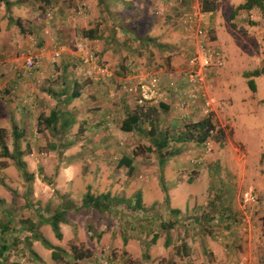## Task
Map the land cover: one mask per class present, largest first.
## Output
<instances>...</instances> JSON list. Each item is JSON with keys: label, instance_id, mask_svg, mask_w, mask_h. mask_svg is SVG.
<instances>
[{"label": "rangeland", "instance_id": "1", "mask_svg": "<svg viewBox=\"0 0 264 264\" xmlns=\"http://www.w3.org/2000/svg\"><path fill=\"white\" fill-rule=\"evenodd\" d=\"M136 1L50 0L45 3L40 0L27 8L40 19L38 23L42 24L44 37L42 48L49 53V58L42 82L24 80L26 88L21 87V92L15 91L18 94L27 91L34 98L42 97L38 99L42 113L34 118L37 129V122H41V133L35 136L29 132L25 135L21 131L23 138L20 146L26 170L33 175L31 183L25 182L11 160L0 158V167L4 165L0 168L3 183L0 185V245L4 242L11 245L5 264H83L72 260V256L87 257V264H264V100L255 102L258 98L256 90H250L255 103L254 131L243 129L240 125L233 126L234 115L220 110L222 120L217 125L225 133L223 145L210 140L208 146H191L185 154L166 158L163 167L159 165V156L147 135V123L142 127L144 132L135 131L118 138L119 121L107 125L101 123L98 134L85 133L88 119L79 113L73 116L68 112L71 126L63 135H57L43 122L57 104V98L60 103L56 107L59 106L60 111L71 102L67 99L73 90L72 79L69 73L58 69L66 55L71 57L81 90L92 87L94 92L105 91L107 104L126 97L132 108L140 107L137 101L143 91L138 77L131 78L132 92L124 93L122 83L119 85L116 79L112 80L120 68L108 66L111 62L104 57V52L101 53L104 47L102 38L97 44L99 50L90 47L84 39L85 31L95 29L99 33L101 28L102 31L120 35L116 37L117 44L130 46L135 41L128 38L134 36L133 30L140 33L150 22H154L155 26L160 22V30L166 28L168 22L163 20L162 8L154 6L152 0L150 4L147 2L149 5L145 2L140 8ZM166 1L180 11L173 20L174 26L182 31L186 26L192 39L198 29L204 30L206 37L203 42L213 49L219 45L212 43L216 40L213 28L216 22L223 39L217 49L222 56L230 44V55L223 56L224 63L227 61L230 64L235 58V62L243 64L249 72L264 67V12L255 8L250 13L239 12L231 17L235 9L232 6L237 1L227 2L229 5H219L218 20H212L207 15L202 17L204 13L200 10L199 0ZM141 9H145L146 14L140 13ZM185 16L190 20H186ZM14 27L15 30L19 28ZM23 27L28 31L26 24ZM118 40L124 41V44ZM46 41L48 45L43 47ZM38 43L35 38L33 45ZM79 44L84 45V54L92 53L98 64L109 70L113 75L110 80L97 82L93 79V69L80 61L79 57L84 54L78 52ZM117 44L113 43L112 48L119 47ZM27 57L36 58L30 53H26L25 59ZM257 83L259 94L261 92L264 96V76ZM62 86L64 89L61 92ZM110 91L113 95L109 94ZM122 93L124 95L121 96ZM61 96H65L63 100ZM13 97L17 94L8 92L4 98L0 93L2 119H7L13 104H20ZM28 102H32L30 97L21 103ZM143 106L156 107L149 102ZM13 125L19 128L18 118L0 123L6 130L5 144L10 151ZM59 126L58 122L57 129ZM164 129L161 128L164 132L168 131ZM105 132L111 134L112 139H117L118 144L95 147L97 139L104 137ZM81 136L88 139L86 145H68L72 138L80 140ZM169 149L162 151L164 156L171 151ZM125 155L131 159L128 167L119 164L120 157ZM172 161L175 162L173 165ZM109 183L112 184L109 193L115 197L111 199L113 205L123 206L119 202L121 199L131 205L135 200V189L140 188L143 209L135 212L133 207L125 206L99 213L95 209L81 208L87 190L93 195L105 194ZM172 185L186 198L190 193L187 202H191L192 197L196 201L195 205L186 208L178 226L167 232L160 227L159 221L168 223L173 219L167 216L163 206ZM63 208L67 209L66 218L60 224L61 238L58 239L50 225L42 221ZM2 224L7 227L5 234L1 233ZM33 235L60 249L59 260L53 261L51 251ZM154 236L155 241L152 240ZM166 242L169 244L166 245ZM182 244L186 245L185 251L181 248ZM213 246L218 255L213 254ZM62 251L68 256H64Z\"/></svg>", "mask_w": 264, "mask_h": 264}, {"label": "crops", "instance_id": "2", "mask_svg": "<svg viewBox=\"0 0 264 264\" xmlns=\"http://www.w3.org/2000/svg\"><path fill=\"white\" fill-rule=\"evenodd\" d=\"M8 1L12 3L9 10H6L3 4L0 6V93L4 96V98L5 93L8 92L17 94V97L13 98H17L18 103L20 104L12 105L10 113H7L6 115L7 119H2L4 116L2 115L3 110H1L0 107V123L5 120L9 121L10 119L15 121V119L18 118L20 131L25 132V135L30 132L36 136L37 133L41 132L37 131L38 129L35 127L36 121L34 118L37 114L42 113V106L38 102V99L42 97L40 96L34 98L32 94L27 91L23 94H18L15 91L19 90V92H21V87L24 89L26 88L24 80H29L31 82V80L36 79L37 81L42 82V78L46 77L45 68L48 65L47 60L49 58V53L45 52V48H42V40H44V37L42 38V24L38 23V20L40 19L35 12H32L31 9L30 12L27 10V8L29 9V7L33 6L34 3L40 0ZM235 1H237V3L232 6L233 9L244 2V0H215V11L212 14L204 13L202 14V17L207 15L208 18L212 20H218L217 14L220 12L219 5ZM145 2L150 4L151 0H137L136 5L141 8V5H144ZM152 3L154 6L163 9V20L164 22H168L166 23V28L160 30V26H158L160 22H158V25L156 26L154 25V22H150L147 28L140 33L137 30L136 31L138 33L133 30L132 34H134V36L132 35L128 38L134 39L135 41L131 42L132 44L130 46L117 44L115 40L116 37L118 38L120 35H114L113 31H103L102 40L104 41V47L101 48V53L103 54L104 52V57L111 62L108 66L120 68V72H115L112 80L116 79L120 85L125 79L138 76L140 79H145L146 75H148L149 77L146 80L147 85L151 83L152 80L157 81L156 90L153 91V95L155 98H159V104L164 105L166 111L164 115L161 114L163 120L160 121V129L165 128L168 130H178L181 129L184 124L195 123L203 119L205 117V101V103L207 102L210 104L209 110L215 123H221V110L224 114L230 112L234 115L236 119L235 122L232 121L233 126L236 127L237 125H240L243 129L254 131L256 129L254 126L255 118L253 115V107L255 103L252 102V93L248 88L249 79L245 77V73H248L249 71L244 69V65L240 62L236 63L234 58L232 63L229 64L226 61L221 68L215 66L212 67L207 74L205 84L201 88L191 91L187 83V72L189 70L188 62L196 48L194 38L192 39L191 34H188L186 26H184L183 31L174 26L173 20L174 18L176 19L180 13L178 7L169 4V1L166 0H152ZM25 10L29 13L27 12V14H25ZM143 12L146 14L145 9L140 10V13ZM120 15L121 17H124L123 13ZM9 18L13 20L12 23L9 22ZM25 18L28 19L26 20ZM21 19L25 21L21 22ZM25 24L28 31L24 30L23 26ZM215 25L216 22H214L213 26L216 40L212 43H218L219 45L215 48L219 49L222 45L221 40L223 39H221L220 29ZM14 26L19 28L15 30ZM38 26H40V28ZM97 34L101 33L99 32ZM35 38L39 41L36 46L33 45V40ZM84 39L89 42L90 47L99 50L97 47L99 39L90 40L86 37H84ZM118 41L121 44H124V41ZM113 43H116L119 47L112 48ZM47 45L48 41L44 43L43 47ZM227 46L226 53L224 54L225 56L230 55V44ZM67 52L71 53L70 51ZM26 53H30L32 56H36V58H38L37 68L39 69L32 77H29L24 71V57ZM234 55H236V53H234ZM70 58L66 55L65 60L63 61L61 67L60 65L58 66V69L63 70V72L66 71L70 74L73 87L72 92L77 91L79 96L73 101L68 102L69 106L65 107L62 111L66 112L65 110H68L67 112L73 116L79 113L80 115H83L84 118H87L88 123L85 133L97 132L98 134L101 127L100 125H102L101 123H103V125H107L119 121L118 138L130 134L120 130V122L127 115V113L134 109L129 105L131 104L130 101L127 100L126 97H121L118 100H113L112 103L107 104L106 102H108V100L104 94L105 91L94 92L92 87L81 90L82 85H80V80H76L75 78L76 73L73 68L74 64ZM229 59L232 60V57L229 56ZM261 78H263V76L252 78L258 95L257 101H255L256 103L264 100V96L261 95V92L259 94L260 88L257 83V81ZM92 84L96 87L95 83ZM27 85L30 84L27 83ZM151 85L154 84L152 83ZM141 87H144L143 84ZM63 89L64 86H62L61 92ZM95 90H99V88H96ZM109 94L113 95V92L110 91ZM120 95L122 96L124 93ZM29 97L32 100L31 103H27L29 105L21 103ZM64 97L65 96H61L60 98L63 100ZM56 100L57 104H59V98ZM66 102L67 101H65V103ZM57 104L55 103L52 110ZM157 105L154 106L157 107ZM0 128L2 127L0 126ZM111 136V134L105 132L104 137L98 138L95 143L96 145L94 146H116L118 141L115 138L112 139ZM87 140L88 139L86 137L82 136L80 137V140L72 138L68 145L72 147L84 146L86 145L85 142ZM191 146L202 145L195 143H186L183 145L175 144V147L180 151L179 155H181V153L185 154L187 152L186 150L190 149ZM123 157L129 158L128 155H125L121 156L120 160ZM169 162L170 161H168V163ZM174 163L175 162L172 161L171 164L173 165ZM111 185L112 184L109 183V188L105 194H109L111 199L114 200L115 197L111 196L109 193ZM137 192L141 194L142 200L143 193L140 188L135 189L133 193L134 198ZM160 195H162V193H160ZM167 196L169 199L170 209L178 210L181 215L186 211V208L195 205L196 201H194V197H192L191 202H187L190 197V193H188L186 198L184 197L185 194L181 195L180 192L178 193L177 190L174 189L173 185L169 188ZM122 201L123 200L121 199V204H124L123 206L119 205L117 207L115 205H110L109 209H122L126 206L127 208L133 207L135 212L136 210L140 211L136 208L135 200L133 203H130L131 205H129L128 202L126 203ZM175 201L179 202L177 203ZM167 216L169 218L171 217L169 214ZM215 249L216 247L213 246V250ZM187 254L189 256L190 252ZM213 254L218 255L219 253L215 250V253ZM92 258L93 256L89 259ZM71 259L75 262L77 261L83 264L88 263V258L83 256H79L78 259L77 256H72Z\"/></svg>", "mask_w": 264, "mask_h": 264}, {"label": "trees", "instance_id": "3", "mask_svg": "<svg viewBox=\"0 0 264 264\" xmlns=\"http://www.w3.org/2000/svg\"><path fill=\"white\" fill-rule=\"evenodd\" d=\"M45 3H49L50 0H41ZM103 0H100V3ZM4 5L6 10L10 9V6L12 5L11 2L8 0H0V6ZM199 6L202 13H209L212 14L215 11V3L213 0H199ZM259 9L261 12H264V0H244V2L240 5H238L234 11L231 14V17H234L239 12H245L250 13L253 9ZM106 13V12H104ZM9 22L12 23V19L9 18ZM19 26V24H18ZM20 27V26H19ZM97 31L95 29H90L88 31H85V37L90 40L95 39H101L103 31L100 28L99 32L101 34H97ZM264 76V67L259 70H254L248 73H245V77L249 79L248 81V87L251 91L255 90L254 82L252 78H257ZM78 92H72L70 96H68V101H72L73 99L77 98ZM67 103V102H66ZM65 103V104H66ZM165 107L162 104H159L157 107H136L123 118V120L120 122V130L125 133H141L144 132V129L142 127L145 123L148 125V131L147 135L151 138L150 142L153 145L154 149L156 150L158 156H159V165L163 167L166 158L173 157L180 154V151L178 148L175 147V144H186L189 142L203 145L208 140H212L220 145H223L225 133L224 130L217 125L212 119L211 113L207 116H205L203 119L195 122V123H188L184 124L181 129L178 130H168L166 132L162 131L160 129V114L165 113ZM69 113L60 111V107H55L53 110H51L50 115L44 119V123L46 127L50 128L54 133L57 135H60V133L63 135L67 129L71 126V123L69 122ZM59 122L60 126L57 129V123ZM38 125V132H41L40 126L41 122H37ZM212 132V134H210ZM11 136H12V150L10 151L8 147L5 144V138H6V130L0 128V158L9 159L13 162L14 167L19 171L22 178L25 180L26 183L30 184L33 180V175L27 172L25 162L23 161L24 153L21 149L20 142L23 138V133L20 131V129L16 126H12L11 129ZM171 151L167 154V156H164L162 151L163 150H170ZM120 166H130L131 159L127 157H123L120 160ZM3 168L4 165H1ZM0 167V168H1ZM41 172V169H40ZM3 183L0 180V185ZM29 190V189H28ZM29 194V192H28ZM135 202H136V208L138 210L143 209L142 207V200H141V194L137 192L135 194ZM121 202V200L119 201ZM163 206L167 210V214H169L173 219H170L168 223L160 222V227L166 230L167 232L170 230H173L175 226H178L177 224L181 222V213L178 210H172L169 206V199L168 196H165V199L163 200ZM110 205H113L111 197L109 194H100V195H93L90 190H87L85 195L82 199L81 208L86 209H95L99 213H103L109 210ZM132 208V207H131ZM133 209V208H132ZM66 211L67 209L63 208L60 211H56L53 215L49 216L47 219H44L42 222L47 223L50 225L51 230L53 231L54 235L60 239L61 238V231H60V224L65 222L66 218ZM159 219V218H158ZM3 224L1 226V233L5 234L7 231ZM34 238L37 241H42V244L46 247V249L51 251V258L53 261H58L59 256L58 252H60V249L55 248L51 244H49L47 241L37 237L36 235H33ZM153 241L156 240V236L152 238ZM169 242H166V245H168ZM181 248L185 251L186 245L182 244ZM11 250V245L4 242L0 245V264H5L7 260V255L9 254ZM64 256H68L64 251H62ZM34 257L38 260V256L34 255ZM79 257H77L78 259Z\"/></svg>", "mask_w": 264, "mask_h": 264}, {"label": "built area", "instance_id": "4", "mask_svg": "<svg viewBox=\"0 0 264 264\" xmlns=\"http://www.w3.org/2000/svg\"><path fill=\"white\" fill-rule=\"evenodd\" d=\"M185 17L186 20L188 21L190 20L189 18H187V16ZM205 37H206V33L202 29H198L194 35L196 48L192 57L188 62L189 70L187 72V83L191 91H195L201 88L205 84L207 74L212 67L215 66L221 68L224 64L223 56L217 49H213L211 47L205 46L203 42V39ZM77 48H78V52L84 54V48H85L84 45L79 44ZM79 58L80 61H82L83 65H87L88 67L93 69L92 76L94 80L105 82L106 80H110L113 77V75L109 72V70L105 69L104 67L98 64L97 58L92 53L84 54ZM24 60H25L24 71L29 77H32L33 74L36 73L38 61L36 58L33 59L31 57H27V59H25L24 57ZM87 74L91 75L90 72H88ZM148 77L149 76L146 75L145 79H140L138 76V80L141 81L139 85L143 84L144 86L141 87L143 91L142 97L137 101L138 105H140L141 107L143 105H146V103L148 102L151 105H155V104H159L160 101L159 98H155L153 95V91L156 90L157 81L152 80V82L147 85L146 80ZM132 81L133 79L131 78L123 80L121 89L124 91V93L132 92V87H133ZM152 83L154 85H151ZM209 108H210V104H208L207 102L204 103L205 116L211 113ZM210 134H212V132ZM209 141L210 140H208L203 145L208 146ZM244 200L245 202H248L247 199ZM249 200H251V197Z\"/></svg>", "mask_w": 264, "mask_h": 264}, {"label": "bare ground", "instance_id": "5", "mask_svg": "<svg viewBox=\"0 0 264 264\" xmlns=\"http://www.w3.org/2000/svg\"><path fill=\"white\" fill-rule=\"evenodd\" d=\"M98 82V81H97Z\"/></svg>", "mask_w": 264, "mask_h": 264}]
</instances>
